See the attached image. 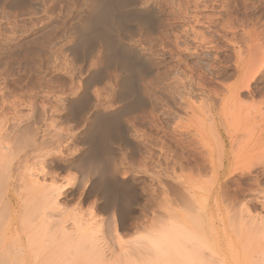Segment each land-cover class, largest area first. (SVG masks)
<instances>
[{"label":"rangeland","instance_id":"rangeland-1","mask_svg":"<svg viewBox=\"0 0 264 264\" xmlns=\"http://www.w3.org/2000/svg\"><path fill=\"white\" fill-rule=\"evenodd\" d=\"M65 1L47 0L45 3H47L48 7L46 6L45 8L46 9L45 15L39 14V9H34L35 8L34 7L32 8L33 11H31L32 9H30L29 12L27 11L28 14L30 12L32 13L33 16L31 18L29 17L31 13L29 14V16L24 15L28 18V19L26 18V20L23 17V15H21L22 12L19 13V11H11L8 10L7 8L0 7V122L2 123L0 125L1 159L3 158L6 160V158L4 157L6 155H7L6 157H9L11 155L9 154V152L6 153L8 148H13L14 150L17 149L15 150L16 153L14 152L16 155L12 153V157L15 156V158H11L13 162L9 158L7 161L9 160L10 161L7 164L5 160L2 161L4 163L0 161L2 164H4V165L0 164L1 166L0 170L3 169L4 166L7 168L6 165L10 164V162L13 165L14 162L16 163L18 161L20 162L21 166L23 165L24 163L22 159L23 157H21L18 152L21 151L23 155V152L26 150L25 148L19 150L18 147L24 145L26 149L28 148L27 146H29L30 143L28 141L29 138L31 137L30 132L33 131L34 121L38 116L39 111L42 108H46L49 111L53 109L58 110L60 107L62 108L61 104L58 103L59 102L58 100L60 99L61 96L62 97L69 96L68 94H70V97H75V95L79 93L81 90H82L81 91L82 94L84 93L83 96L85 97L84 98L85 100L82 99V104H84L85 102L88 103V109L86 108L87 109L86 113L82 116L81 119L82 128H84V125L87 122V117H88L87 115H89V113L94 108L99 107L98 109L101 110V112H110V111L113 112V110L115 111L119 107V104L116 101L114 94H116L115 92L120 89L119 88L120 86H118L120 72L117 71L115 72V70H113V68L110 67L109 68L105 67L106 69L105 68L101 69L102 67H104V63L101 58L102 54H104L103 50H101L102 47H100L99 45L98 47L97 43L95 42L96 44L95 45L93 42V44H90L91 51L89 48L90 45L88 46L89 49L87 48V51L89 50L88 51L89 53L87 51H83L82 48V52H83L82 54L80 50L81 49L80 45L78 46V44L76 48L77 50L79 49L80 52L77 51L76 55L70 53V51L68 50V48H70V46L72 47L75 43L74 30L76 25L72 21H74L76 15L72 16L74 18L73 20L71 18V15L73 14V12L74 14H78L79 11H77L78 8L77 9L73 8V11H71L72 10L71 7L70 10L67 11L69 9L68 8L69 6L65 7L66 5L65 3L68 4L69 2H67V0ZM133 1L140 3L139 5H137L139 6L138 8H140L139 9L140 12L138 15L141 16L143 15L142 17L144 19L146 18L147 21L152 15L153 17L152 20L149 19L148 22H150L151 25L153 24L152 29L154 27L155 28L152 30V32L149 35L146 34L145 30L143 31V29L140 28L134 30L132 29L133 32L128 33L130 35H128V37H126V39L124 40L125 44L128 46L130 50L126 52L125 48L123 47H121V49L120 47H117L118 49L116 48L118 52H121L119 50H122L121 52L122 55L129 54L127 55V57L130 56L131 57L130 59H132V61L137 62V63L135 62L136 64L143 65L142 67L141 66L140 67L143 71H145L144 78L142 77V79H140L138 78V76L132 75L133 77H131V79L133 78L134 82L132 80L131 83L129 82V85L131 86V87L129 86L130 91L132 92L129 95L131 96L134 92L133 97L136 94L137 99L139 100L141 99L140 102L143 104L144 107L137 112L124 114L122 115L123 117L121 116L122 119L121 118L119 119L120 120L119 126L121 127L120 130H122L121 132L122 138L121 137L119 139L116 138L117 143L114 144L115 146L113 145L114 146L113 151L116 152L114 164L117 163L116 165L118 166L119 169H121L120 174L124 173L122 176H126L125 178L127 179L129 178L128 180L130 181V184H132L131 189L134 192L133 196L135 195L134 197L132 196L133 200L132 197L131 200H129V202L130 201L131 202L129 203L127 209L128 210L127 215L129 216L127 221V227L120 235L119 239L122 244L118 241L120 243V245L118 246L120 247L121 245H125L122 247H127V246L130 247L129 245L132 246L131 243L133 241H136L138 237L142 238L141 235L147 236V234L149 235L155 234L151 232L152 229H154V227H156L157 229L156 231H154L155 230L154 229L153 230L154 232L159 231L162 222V217L166 213V209H167L166 206L169 205L167 201H166L167 203L164 201V196L161 195L162 194L161 192L163 190L161 187L162 185L160 184V180L162 181V179L164 178L163 176L165 175L176 176V177L178 176L180 177L179 178L180 182H182L183 177L185 179L186 178L185 176L190 175V171L193 170L192 174L195 176L197 174V170L199 169L200 173L202 175L204 174L202 178L205 179L204 176L207 177L204 180L205 182L196 184L194 187V190L196 191V195L198 196L195 203L198 206L200 207L203 206L204 197H206V194L209 190L214 191L216 189L219 190V192L221 191L219 193V198L221 199L220 200L221 203H226L232 197L235 198L233 200L238 205L239 204L238 200L241 199L249 200L248 198L251 199L252 197L253 200V202H251L252 204L246 200L243 202L244 203L246 202V206L248 204L247 208L248 209L250 208L248 212L252 210L249 213H251V215H253V218L256 219L258 217L257 215L262 214L261 213L263 211L262 207L264 206L263 205L264 165L260 166L261 163L264 164L263 161L264 134L259 136L257 135L258 133H260L259 130H261L262 128L261 124L264 121V99H263L264 98V57H262L263 54H259V52L261 53V50L264 49V0H138V1L133 0ZM77 2L79 3V1ZM68 5H71V2ZM77 5L79 6V4ZM169 6L171 9L169 8ZM147 8L148 11L146 10ZM85 10L86 8L84 9V7H82V14L85 12ZM24 12L23 14L27 13L26 11ZM67 12H70L71 15L70 14L67 15ZM147 13L148 14L150 13L149 18L145 17L148 16ZM64 14L69 17L64 16ZM144 14L146 15L144 16ZM62 15L66 17L69 21L68 20L64 21L65 18ZM58 16L61 19L58 18ZM35 18L37 21L35 20ZM55 18H58V22L56 21ZM50 19L52 21L53 20L55 21L52 22ZM59 19L60 21L61 20L63 21L59 22ZM47 20L50 21L52 25L50 22H48L50 23L48 24ZM46 24H48V26ZM60 26L62 29L59 28ZM44 41L46 43H44ZM40 43L42 45H40ZM37 45H39L40 48H38L39 46ZM51 45L52 47H50ZM131 50L132 52L130 54ZM84 53L85 56L84 57L82 56L81 59L80 58L81 54L84 55ZM71 55H73L74 57ZM76 56L78 59L76 58ZM73 58L75 60H78L79 64H81L82 62V66L86 65L85 70L88 71L87 72L85 71V74L84 73L82 74L80 73L81 71L79 72L78 69H75L76 66H77L76 68H78L79 64L77 63V61L75 62ZM257 59H260L258 60L259 66L258 67L256 66L253 69L251 67L253 66L252 63H255L254 66L257 65L258 61H256L257 63L254 62ZM262 59L263 61H261ZM97 60L100 61L98 62ZM139 60L141 61V63ZM260 61H261V65H260ZM73 65H75V67ZM151 65L153 68H155L154 70H152L153 68H151ZM72 69H74L73 70L74 72L72 71ZM250 69L252 70V72ZM247 70L250 72H248ZM77 71L79 72V74H77L78 73ZM245 71L246 73L247 72L248 73L246 74ZM82 72H84L83 69ZM243 72H244V78L240 79V76H242ZM75 73L77 76L75 75ZM93 73L94 74L96 73V77ZM87 74L88 75L91 74L89 75L90 77ZM93 75H94V79H93ZM98 76L100 77L97 78ZM79 77L82 78L79 79ZM158 78L159 79L161 78L160 81L157 80ZM170 78H172L173 80ZM84 79L85 81L88 79L87 81L89 82V83L87 82L86 86L84 85L83 82ZM117 79L118 81H116ZM182 82L185 84H183ZM148 83L149 84L151 83L152 86L147 87L149 85ZM180 84L182 86H180ZM186 85L188 86V88ZM78 87H80L81 89H79ZM151 87L154 88L155 91L161 90L163 96L166 99L168 98L171 99L172 103L173 104L175 103L174 104L175 106H180V109L181 110L183 109V111H185L184 113L180 114L181 115L180 119L177 117L176 115L177 113L171 110V105H169V103L164 102L162 98H160L163 96L159 97L157 93H154L151 90ZM159 87L162 88L163 91ZM165 88L168 90L166 93V95L168 94V96H166L164 93L166 92L164 91ZM228 90L231 92L236 91V93L234 92L235 96L229 94L230 97L228 98V93H227ZM66 91L67 93L68 92L69 93L67 94ZM59 93H61L62 95ZM63 93L66 95H64ZM57 94L59 95L57 96ZM138 94L140 95V97H138L139 96ZM51 95L53 97H51ZM54 96H56L57 98L56 97L54 98ZM136 96L134 98H136ZM165 98L163 99L165 100ZM83 100L85 102H83ZM92 104L95 106L94 108ZM57 105L58 107H56ZM39 106H41L42 108ZM220 106H223L224 108L222 111L221 122L223 123L224 126L227 127L230 134L232 135L234 134L233 138L229 139L230 144L233 145L236 142V144L234 145L235 147H233V149H235L234 151L235 157L233 156L232 161L237 163L238 165H240L242 162L246 163V164L245 163L241 164L242 169L244 168L243 170H240L234 173L233 175H231L229 178H227L228 182L224 181L223 183H221L220 184L221 187L218 184L216 185L212 180H210V178H209L210 182H207L209 176L207 175V173L210 174L209 173L210 171L207 168L208 163L205 162V160H203L205 159L203 156H205L208 147L210 146L209 148H215V146H217L218 143V138H217L218 136L216 130L214 127H212L213 123L209 121L210 120L212 121V116L210 118L212 111H214L216 107L219 109ZM251 106L254 108L253 112L252 109H250ZM204 110L207 112H204ZM191 112L193 115L196 116L193 117L192 115L191 117L193 118L188 117L191 115ZM258 112L263 114L261 115L262 119H260L261 116L259 115ZM204 113H206V115ZM207 113L209 114L207 115ZM213 114H215V111L213 112ZM186 117H188L190 120L186 119ZM12 119H14L15 121ZM198 119H200L201 122ZM221 122L218 127L219 129L221 128ZM6 123H8L6 127H9L11 126V124L15 123V124H19V126L22 127H24V125L25 126L29 125L30 128L29 131L25 132L27 135L23 134L21 138H19L20 136L17 138L19 131L18 132L16 131L15 133L10 132L9 135L8 134L9 130L5 129ZM23 123L24 125H22ZM209 123L210 124L212 123V126ZM238 123H239V127H237ZM259 124L261 128L259 127ZM251 126L253 130H251L250 128ZM50 127L51 125L49 126V128ZM236 127L237 129H235ZM65 128L66 126H61L60 132L62 133V131ZM21 129L23 130L24 128ZM5 130L8 132H6ZM4 131L7 134V136L5 135L6 137L3 136L5 134ZM210 131L211 133H209ZM252 131L254 133H252V135L248 137V135L251 134L250 132ZM20 132L21 134L24 133L22 131ZM28 132L30 133V137L28 136L29 134ZM64 132L65 130L63 131V133ZM244 132H249V134L246 133L247 138ZM241 133H243L245 137ZM241 136L243 138H241ZM8 137H12V138H8ZM15 137L16 140L14 139ZM237 137H239L238 138L239 140L237 139ZM248 138L249 139L251 138V141L250 140L248 141ZM19 139L22 140V142ZM244 140L246 141L245 144H244ZM16 141L18 143L20 141L19 145L20 144L22 145L19 146ZM237 142H239V144ZM6 143L9 144L7 145ZM12 143L16 145L14 146ZM237 144L238 146L236 149ZM243 144L245 147L243 146ZM243 147L244 149L242 150ZM75 148L78 149L79 147L77 148L76 146ZM13 149L12 150L9 149L8 151H14ZM70 149L72 150V152ZM67 150L63 148V154H66L68 152L67 153L68 155L69 154L72 155L75 152V149L73 147L72 148L70 147L69 151ZM144 150H147L152 154L153 160H147V161L143 160L144 154L142 152H144ZM2 151L6 153L4 154V157ZM16 156H19V159H16L17 158ZM255 160L262 162L261 163L258 161L255 162ZM254 164H256L257 166L256 165L254 166ZM252 165L254 167H252ZM82 167H83L82 170H85L84 169L85 167L84 166ZM68 171H66L67 173H64L63 171L62 172L59 171L58 174L61 175L58 176L59 180L63 177L65 178L68 175V173H70L72 176H77V174H79L78 169L75 168L69 169ZM65 174L67 175L64 176ZM70 174L69 176H71ZM0 175L4 176L5 174H0ZM156 175H158L157 179L159 181L156 180ZM1 177L2 176H0V178ZM46 181L48 180L46 179ZM58 182H62V181L60 180ZM174 184L175 186H177L179 190H181L182 184H177L176 182ZM20 191L22 192V190ZM253 192L255 195L253 194ZM24 193H22L23 195L20 194L22 195V198L23 196H26V193L25 195ZM256 195L260 197V198L258 197L259 199L262 198L261 202L259 201ZM255 196L258 200L255 199ZM71 197L69 195L68 198L65 196L64 197L65 199L63 200L60 199V201H62L61 202L62 205L65 203L64 208L67 209V210L65 209V215H70V214L73 215L74 213H76L75 209L77 210L78 207L79 209L77 210L78 216H81L82 214L87 218L89 214H92V216L96 221L101 222L100 226L102 230L106 228L107 225L106 223H108L111 220L112 217L111 215L114 214L113 215L114 219L117 218V213L115 208H113V210L109 208L111 212H109L110 211L109 209L98 210L99 211L98 212L96 211V209L94 208L92 209L91 205L89 206V203L84 202L82 204L80 202V205H78V201L74 199L73 195ZM224 198L227 199V200L225 199L226 200L225 202H223ZM232 198L230 199L231 201H233ZM231 201H229V203ZM258 201L263 206H261L259 203H256ZM240 202L242 203V201ZM254 202L256 204H254ZM258 206L260 209L258 208ZM192 207L195 206L189 205L188 210L191 211L190 209H192ZM193 209L191 211L192 213L189 212L186 215H190L191 213L194 214L195 217H197L199 214H201V212L199 211L201 210V208L199 207L197 208V210L199 209L198 210L199 212L196 211V209L195 210ZM234 209H235L234 211L235 215L237 214L240 216L241 212L238 213L239 208L238 207L233 208V210ZM71 211L74 212L72 213ZM228 211L229 213L231 212L230 213L231 215L233 214L232 209L224 211L223 207L218 211L216 210L212 211V214L215 216V217L213 216L215 219L216 216L219 217V215L220 218L218 219L217 217L218 220H220L221 218L226 219L225 217L228 216L226 212ZM244 213L248 214L247 212ZM254 213L256 214L257 217L254 216L255 215ZM0 214L2 213L0 212ZM230 214L229 217H227L228 219L231 216ZM136 215L138 216L136 217ZM151 215H153L154 217H151ZM259 217H261V215ZM262 217L264 218V212L262 214ZM258 218L256 219L255 223L258 221ZM261 219L262 218H259L260 224L262 223ZM231 220L233 219L231 218ZM232 222L233 221L229 222L230 226ZM140 223H142L143 225ZM146 223L147 224L152 223V224L147 225ZM249 223H253V222H249ZM255 223L254 226L252 224L251 225L248 224L247 225L248 227L246 226L247 229L249 227L251 229L252 227L256 229L255 227H257L256 226L257 223L256 224ZM262 224H264V220ZM137 225L140 226L138 227ZM147 226H149L151 229ZM230 226L229 228H232ZM260 229H262V231L264 232V228H260V226L258 225L255 233L259 231L260 232L258 235L254 233L256 235V238L254 237L253 233H251L253 235L252 236L248 232L249 237L248 236L246 237V239H248V243L247 242L245 243L249 244L250 242V245H253L255 243L254 242L255 240L257 242V245L255 246H258L259 249H260L259 247L260 245L264 246V244H260V243L258 244V241L261 242L264 239L263 232H262L263 234L261 235V237L263 236V239L261 240V238L259 237L261 234ZM249 230L250 229H248V231ZM245 231L243 236L246 233ZM17 232L18 233L16 232H14V234L12 233L10 237L16 238L18 237V235L20 236V234H22L20 230H18ZM230 234L234 236L232 232ZM250 235L251 237H254V239L251 238L252 242L250 241ZM259 238L260 240H256ZM246 239L245 241H247ZM241 242L239 243V249L241 247L240 244L244 243V239H243V243ZM255 246L253 245L255 249L252 246H250L249 249L248 246L249 249L248 250L245 249L242 245V247L245 250H243V248L241 247L242 249H240V251L243 250V252L244 251L246 252L248 250L247 251L248 254L247 252L245 253L246 257L247 256L252 257L254 255L252 253L253 250L256 253V250L261 252L264 249L261 248L262 250H258L256 249ZM251 249L252 251L250 252ZM12 250L15 251V249L14 248L12 249V247L8 251L7 250L4 251V254L7 255L5 256L6 259L3 258L5 264H7L8 262L7 258H12V257L14 258V256L15 259H13V262L8 264H13L14 261H17V263L15 264H19L18 258L16 259L17 253L16 255H14L15 252ZM6 252L7 253L11 252V253L7 254ZM243 252L241 253V255L243 254ZM249 252L251 253V255H249L250 254ZM245 254H243V258ZM255 257H257V255ZM258 259L259 258L257 257L255 260L257 261ZM2 261H0V263H2ZM253 263L251 262L250 264Z\"/></svg>","mask_w":264,"mask_h":264},{"label":"bare ground","instance_id":"bare-ground-1","mask_svg":"<svg viewBox=\"0 0 264 264\" xmlns=\"http://www.w3.org/2000/svg\"><path fill=\"white\" fill-rule=\"evenodd\" d=\"M46 1L45 0H0V7L7 8L8 10H11V11H19V13L22 12L21 15H23V17L26 20V18H27L26 16H29V14L31 13L30 12L28 14L29 10L34 8V7H35L34 9H39V14L45 15V13H46L45 8H46V6L48 7L47 3H45ZM63 1H65V0H63ZM77 1H79V3ZM77 1L67 0V2H69L68 4H70V2H71V5H68L67 3H65L67 5V6L65 5V7L69 6L68 7L69 9L67 11L70 10V7L72 8L71 11H73V8H76V9L78 8L77 11H79L78 14H74V12H73L72 15L70 12H67V15L68 14L71 15L72 20L74 19L72 16L76 15L74 21L71 20L76 25L75 30H74L75 43L72 47L70 46V48H68V50L70 51V53L76 55L77 51H79V49L77 50V48H76L77 44H78V46L80 45V48H81L80 50L82 52V48H83V51H87L88 46L90 44H93V42H94V44L96 42L97 46L99 45L100 47H102L101 50H103L104 54H102L101 58H102V61L104 63V67H102L101 69H103L105 67L106 68L110 67V68H113V70H115V72L116 71L120 72L119 73L120 74L119 81H118V79L116 80L119 82L118 86H120L119 87L120 89L118 88L119 90H117L115 92L116 94H114L115 99L119 104V107L115 111L113 110V112H111V111L110 112H101V110L98 109L99 107L94 108L95 106L92 104L94 109L89 113V115H87L88 116L87 122L84 125V128H82V125H81L82 120L81 119H82V116L86 113V110L88 109V103H86L84 101L85 97L83 96L84 93L82 94V92H81L82 90L80 91L81 93L80 92L77 93L75 95V97H70V94H68L69 92L67 93V91H66V93L69 96H64V97L59 96L60 99L58 100L59 101L58 103L61 104V106H62V108L60 107L61 110H60V108L58 109L59 111L56 109L49 111L46 108H42L41 106H39L42 109L40 108L41 110L39 111L38 116L36 115L37 116L36 119L34 118L35 119L34 128H33V131L30 132L31 137H30V133L28 132L29 133L28 136L30 137L29 141H28L30 143H29V146H27L28 148L26 149V147L22 144H20V145H22L23 147L19 145L20 141L22 142V140L19 139L20 140L19 143L16 141L18 143V145L20 146V147H18L19 150H21L22 148H25V150H26L23 152V155H22L21 151L18 152L19 155L21 157H23L22 159H23L24 163L21 162V163H23V165L21 166L20 162L15 160L17 162L16 163L14 162L13 165L11 164V162H10V164L6 165L8 169L4 166L5 169L2 167L3 169L0 170V174H5L4 176L0 175V176H2L0 178V204H1L0 212L2 213V214H0V247H1L0 250L2 249L0 251V261H2L3 258L6 259L5 256H7V255L4 254V251L5 250L8 251L12 247V249L13 248L15 249V251L12 250L15 252L14 255H16V253H17L16 259L18 258L19 264H79V263L80 264H250L251 262L252 263L254 262L253 264H264V249H263L264 246L262 245L263 246L262 247L260 245L259 246L260 249H259L258 246H255V245H257V242L255 240H254V242L256 244L254 243L253 245L256 247V249H258V250L263 249V250L261 252L256 250V253H255V251L254 250L252 251V249H251L250 252L252 251V253L255 256L257 255V257L259 259L256 261L255 259L257 257H255L254 255H253L254 257L253 256L252 257L251 256L246 257V254H245L250 249V246L253 247V245H250V242H249V244L245 243V242L248 243V239H246V237L251 233L254 234L258 225L260 226V228H264L263 227L264 224H262L263 220H264V218L262 217V214L264 212V206H263L264 202L262 201L263 205L259 203V201L261 202L262 198L259 199L260 197L256 195L257 198L259 197L258 198L259 201L256 203H259L261 206H263L262 207L263 211L260 210V211H262L261 212L262 214H260L261 217H259L260 215H257L259 218L263 219V220L261 219L262 223L261 224L259 223L260 220L256 216V214H255L256 212L254 211L255 212L254 216L258 218V221L256 222L257 227H255L256 229H254V227H252V229L249 227L248 229H250L251 231L250 230L248 231L247 225L252 224L254 226V223H255L257 218L256 219L253 218V215H251V213H249L252 210L248 212V210L250 208L248 209L247 208L248 204L246 206V202L245 203L243 202L246 199L245 200H243V199L238 200V198H237L238 203H239L237 205V203L233 200L235 198L231 197L233 200V201H231L230 200L231 198L229 199L227 197L229 200L226 203H228V204L221 203L220 202L221 199L219 198V193L221 191L219 192V190L215 189L214 191L209 190L207 192L206 197H204V203L202 202L203 203L202 207L198 206L195 203L198 196L196 195V191L194 190V187L196 184H199L201 182L202 183L205 182L204 180L207 177V176H204L205 179H203L202 176L204 174L202 175L200 173L199 169L197 170V174L195 176L192 174L193 170L190 171V175L185 176L186 177L185 179L183 177L184 180L182 179V182H180V179H179L180 177H178V176L176 177V176L165 175V176H163L164 177L163 179L161 177L162 181L160 180V184L162 185L161 187L163 190L161 192L162 193L161 195L164 196V201L165 202L167 201L169 203V205L166 204L167 202L165 203L167 205L166 206L167 209H166V213L162 217V222H161V226H160L159 231L154 232L157 230L156 227H154L155 230L152 229L151 232H153L155 234H153V235L151 233H150L151 235L147 234V236L149 235L148 237L141 235L142 238L138 237L136 239V241H133L131 243L132 246L129 245L130 247H128V246L122 247L125 245H121L120 247L118 246L121 243L120 239H119L120 235L127 227V221L129 218V216L127 215V211H128L127 209H128L129 203L131 202V201L129 202V200H131V197L133 196L134 192L131 189L132 184H130V181L128 180L129 178L127 179V178H125L126 176H122L124 173L120 174L121 169L118 168V166L116 165L117 163L114 164L116 152L113 151V147L115 146L114 144L117 143L116 138L119 139L122 135V133H121L122 130H120L121 127L119 126V124H120L119 119L121 118V116L124 114L137 112L144 107L143 104L140 102L141 99L140 100L137 99L136 94H135L136 98H134L135 96L133 97L134 92L131 96L129 95L130 93H132L130 91L131 86L129 85V82L131 83V80L133 81V78L131 79V77H133L132 75L138 76V78H140V79H142V77L144 78L145 77V71H143L141 69V67L143 65L140 64L141 63L140 60H139L140 65H138V64H136L137 63L136 61H135L136 62L135 63L134 61H132V59H130L131 58L130 56L127 57V55H129V54H127V55L125 54L126 56L122 55L121 54L122 50H119L121 52H118L116 50V48L120 47V49H121V47H123V48H125L126 52L130 50L128 48V46L125 44L124 40L126 39V37H128V35H130L128 33L133 32L132 29L133 30L138 29V28L143 29V31L145 30L146 34L149 35L155 27L152 29L153 24L151 25L150 22H148L149 19L152 20V18H153L152 15H151V17L149 16L150 13L149 14L147 13L148 16H145L146 14H144L145 17H148V18L150 17L148 19V21L146 20V18L144 19L142 17L143 15L142 16L138 15L140 12V10H139L140 8H138L139 6H137V5L140 4L139 2L137 3V2H134L133 0H77ZM135 1H138V0H135ZM77 4H79V6ZM171 6H172V4H171ZM82 7H84V9L86 8V10L83 14H82ZM169 8H170V6H169ZM146 10L148 11V8ZM24 11H26V12L28 11V12L26 14H23ZM31 11H33V9ZM47 11H48V9H47ZM77 11H75V12H77ZM65 12H66V10H65ZM36 14H37V12H36ZM24 15H26V16H24ZM67 15L64 14V16H67ZM32 16L33 15L31 13V15L29 17L31 18ZM59 16H58V18H60ZM67 17H69V16H67ZM24 18H23V20H24ZM58 18H55L57 22H58ZM64 18H63L64 21L68 20L66 17H64ZM60 19H59V22H62L63 20L60 21ZM154 19H155V16H154ZM35 20H36V18H35ZM53 21H55V20H53ZM48 22H50V21L47 20V23ZM72 22H70V23H72ZM34 23H36V22H34ZM50 23H48V24H50ZM48 24H46V25L48 26ZM51 25H52V23H51ZM61 26L59 28H61ZM159 33H161V32H159ZM56 37H57V35H56ZM45 41H47V40H45ZM45 41H44V43H46ZM54 44H55V42H54ZM40 45H42V44L40 43ZM37 46H39V45H37ZM37 46H35V47H37ZM44 46H45V44H44ZM44 46H42V47H44ZM50 47H52V45ZM67 47H66V49H67ZM38 48H40V46ZM89 48L91 51V45ZM131 52H132V50L130 51V54H131ZM82 54H83V52H82ZM82 54H81V57L79 54V57L81 59H82V56L83 57L85 56V53H84V55H82ZM259 54H263L262 57H264V49L261 50V53L259 52ZM133 55H131V56H133ZM71 56H73V55H71ZM134 57H137V56H134ZM76 58H77V56H76ZM134 59H136V58H134ZM137 59H139V58H137ZM258 60H260V59H257L254 62H256ZM76 61L78 63V60H75V62ZM261 61H263V59ZM261 61H260V65H261ZM100 63H102V62H100ZM252 64L254 66L255 63H252ZM73 66L75 67V65H73ZM85 66H82V62H81V64L78 65V68H76L77 67L76 66L75 69H78L79 72L81 71L80 73L85 74V71H86ZM253 66H251L253 69L256 66L258 67L259 61H258L257 65H255L254 67ZM151 68H153L152 65H151ZM82 69L84 70V72H82ZM154 69L155 68H153L152 70H154ZM67 70H69V69H67ZM73 70L74 69H72V71ZM79 72L77 74H79ZM248 72H250V71H248ZM251 72H252V70H251ZM153 73H155V72H153ZM245 73H246V71H245ZM75 75H76V73H75ZM89 75H91V74H89ZM94 75L96 77V73ZM94 75H93V79H94ZM99 75H101V74H99ZM99 77L100 76H98L97 78H99ZM81 78L79 77V79H81ZM172 78H170V79H172ZM241 78H244V72H243L242 76H240V79ZM160 79L158 78L157 80L160 81ZM75 80H77V79H75ZM87 80L86 81H85V79L83 80L85 86L87 85V82H88ZM139 80H137V81H139ZM181 81H184V80H181ZM161 82H162V80H161ZM132 84H134V83H132ZM150 84L147 87L152 86V84L151 85ZM153 84H154V82H153ZM183 84H185V83H183ZM77 85H78V83H77ZM180 86H182V85L180 84ZM189 87H190V85H189ZM191 87H192V85H191ZM78 88L81 89L80 87H78ZM187 88H188V86H187ZM160 89H162V88H160ZM83 90H84V88H83ZM131 90H133V89H131ZM151 90L154 93H157L159 95V97L163 96V93L161 92V90L155 91V89L152 87H151ZM162 91H163V89H162ZM164 91H166V92H164L166 95L168 90L165 88ZM76 92H78V91H76ZM234 92L236 93V91L231 92L228 90L227 91L228 98L230 97V95L235 96ZM59 94H61V93H59ZM59 94H57V96ZM64 95H66V94H64ZM166 96H168V94ZM208 96H210V95H208ZM51 97H53V96L51 95ZM55 97L56 96H54V98ZM138 97H140V95ZM160 98H162V100L164 102L169 103V105H171V110H173L175 113H177L176 115L180 119V116H181L180 114L184 113L185 111H183V109L181 110L180 106H175L174 105L175 103L173 104L171 99H169V98L166 99L164 96L160 97ZM163 98H165V100ZM82 99H84L83 102H85L86 104L85 103L82 104ZM54 105H56V104H54ZM31 106H33V105H31ZM212 106H213V103H212ZM56 107H58V105ZM261 107H262V105H261ZM216 108H215V110L213 109L215 111V114H213L214 111H212V114L210 113L211 114L210 118L212 116V121L210 120L209 122H212L213 126H212V123L211 124L209 123V124L212 127H214L216 130V133L218 136L217 137L218 143H217V146H215V148H209L210 147L209 146L207 149V146H208L207 145L206 146V149H207L206 154H205V156L202 155L205 159H203V158L202 159L208 163L207 168L209 169V171H210L209 173L211 174L210 175L207 173V175H209L207 182H210V180H212L216 185L217 184L220 185L224 181L228 182L227 178H229L234 173H236L240 170H243L244 168L242 169L241 164L245 163V162H242L241 164L239 163L240 165H238L237 163L232 161L233 156L235 155V153H234L235 149H233V147H235L234 145L236 144V142L232 145V144H230L229 139L233 138L234 134L233 135L230 134L227 127L224 126L223 123L221 122L222 111L224 109L223 106H220L219 109L218 108L216 109ZM250 109H252V112H253L254 108L252 106L250 107ZM205 110H204V112H207ZM258 111H260V110H258ZM36 114H37V112H36ZM204 114L206 115V113H204ZM208 114L209 113H207V115ZM227 114H228V112H227ZM192 115L193 114L191 112V115L188 117L193 118L194 116H196V115H193V117H191ZM259 115L261 116L263 114L259 113ZM14 116H15V114H14ZM250 116H251V113H250ZM188 117H186V119H189ZM204 118H206V117H204ZM260 119H262V116ZM12 120H14V119H12ZM28 120H26V121H28ZM198 120L200 121V119H198ZM220 122H221V128L219 129L218 127L220 125ZM242 122H244V121H242ZM9 123H10V121H9ZM15 123L11 124V126H9V127H6V125L8 124V123H6L5 129L9 130V133H8L9 135H10V132L15 133L16 131L17 132L19 131V134L17 133L18 134L17 138L19 136H20L19 138H21L23 134H26L25 132L29 131L30 127H29V125L25 126L24 123L22 124V125H24V127L19 126V124H15ZM1 124L2 123L0 122V125ZM26 124H28V123H26ZM32 125H33V123H32ZM50 125H51V127L49 128ZM261 125H262L261 126L262 128L260 127V124H259V127L261 128V130H259L260 133L257 134L258 136L264 134V121L262 122ZM61 126H66V128H67V130H66V128L64 129L65 130L64 133H63L64 130L62 131V133L60 132ZM252 126L250 127L251 130H253ZM256 126H258V125H256ZM237 127H239V123H238ZM237 127L235 129H237ZM21 128H24V129L22 130ZM255 128H257V127H255ZM242 129H245V128H242ZM20 131H22L24 133L21 134ZM6 132H8V131H6ZM6 132H5V134L2 132L4 135L3 134H1V135L7 136ZM254 132H255V130H254ZM254 132L253 131L250 132L251 134H249V132H244V133H245V136L247 134H249L248 135V137H249ZM209 133H211V131ZM241 134L243 135V133H241ZM8 138H12V137H8ZM238 138L239 137H237V139ZM241 138H243V137L241 136ZM246 138H247V136H246ZM251 138L250 139L248 138V141L249 140L251 141ZM14 139L16 140V137ZM232 140H234V139H232ZM14 141H13V143H14ZM214 141H216V140H214ZM235 141H236V139H235ZM118 142H119V140H118ZM245 142L246 141L244 140V144H245ZM237 143L239 144V142H237ZM6 144L8 145L9 143H6ZM238 144L236 145V149H237ZM244 144H243V146H244ZM76 146H77V148L78 147L79 148L76 149L75 148ZM255 146H256V144H255ZM70 147L71 148L73 147L75 149V152L72 155L71 154L68 155L67 154L68 152L66 154H63V148L66 150L68 149L67 151H69ZM244 147L242 148V150L244 149ZM9 149L12 150L13 148H8L7 152H6V153L9 152V154H11L10 155L11 157L9 156V154H8L9 157H6L7 155L4 157V154H6V153L3 151H2L3 157L6 158V160L3 158L1 159V157H0V161L2 162L5 160L6 164L10 160H12L11 158H15L14 154L16 153L15 150H17V149H15V150L13 149L14 151H8ZM242 150H240V151H242ZM31 152L33 153V155ZM64 152H65V150H64ZM71 152H72V150H71ZM12 153H14L13 154L14 157H12ZM18 153H17V155H18ZM142 153L144 154V157H143L144 161L153 160L152 154L149 151L144 150V152H142ZM203 154H204V152H203ZM1 156H2V154H1ZM16 157H17L16 159H19V156H16ZM8 158L10 159L9 161H7ZM257 161L255 160V162H257ZM1 162H0V164L4 165V164H2L4 162H2V163ZM12 162H13V160H12ZM258 162L261 163L262 161H258ZM255 165L256 164H254V166ZM261 165L263 166L264 164L261 163L260 166ZM82 166L85 167L84 168L85 170H82L83 169ZM254 166L252 165V167H254ZM246 167H247V165H246ZM0 168H1V166H0ZM73 168L78 169L79 174H77V176H72L70 173H68V175L67 174L64 175V176L67 175L65 178L62 176L63 178L60 179L62 182H58V181H60L58 178V176L60 175V174H58L59 171H61V172L63 171L64 173H67L66 171H68L69 169H73ZM3 172H5V173H3ZM121 172H123V171H121ZM69 174L71 176H69ZM73 175H76V174H73ZM119 176L121 179L119 178ZM157 176L158 175H156V180L159 181L157 179L158 178ZM154 178H155V176H154ZM209 178H210V180H209ZM46 179L48 181H46ZM159 179H160V176H159ZM175 182L177 184H182L181 190H179L177 188V186H175V184H174ZM257 184H258V182H257ZM220 187H221V185H220ZM251 188H253V187H251ZM20 190H22V192ZM67 191H68V193H67ZM24 192L26 193V196H23V198H22V195H23L22 193H24ZM25 193H24V195H25ZM249 193H251V192H249ZM20 194H22V195H20ZM253 194H254V192H253ZM69 195H70V197L73 195L74 199L78 201V205H80V202L82 204L84 202H86V203H89V206L91 205L92 209L93 208L96 209V211L103 210V209H109V208H111L113 210V208H115L116 213H117V218L114 219V216H113L114 214L111 215L112 216L111 220L109 222L107 221L108 223H106L107 224L106 228L102 230V228L100 226L101 222L96 221L94 219V217L92 216V214H89V216L87 218L82 214H81V216H78L77 215V210H79L78 207H77V210L75 209L76 213H74L73 215L72 214L65 215V209H66V208H64L65 203L62 205V203H61L62 201H60V199H62L63 196L64 197L66 196L68 198ZM251 196H252V194H251ZM256 196H255V199H257ZM64 197H63V199H65ZM133 197H132V200H133ZM225 199L226 198L223 199L224 200L223 202H225L227 200V199L226 200ZM248 199L249 200H246V201H248L250 203L253 202L252 197H251V199L250 198H248ZM229 201H231V202L229 203ZM240 201H242V203ZM193 203H195V204H193ZM250 203H249V205H250ZM256 203L254 202V204H256ZM189 205L195 206V207H192V209L195 208L196 211L199 210V209L197 210L198 207L201 208V210H199L201 212V214H199L197 217H195L194 214H191L192 209L189 208L191 211L188 210ZM196 205H197V208H196ZM259 206H258V208H259ZM222 207H223L224 211L232 209V213H233L232 215L230 214L231 212L230 213H229V211L226 212L228 215L227 217H229V214L231 215L229 219L227 217H225L227 219V221L224 218H221L220 220H218L220 218V215H219V217L216 216V219H215L214 218L215 216L212 214V211H215V210L218 211ZM237 207L239 208L238 213L241 212L240 216L237 214L235 215V212H234L235 209L233 210V208H237ZM130 209H131V207H130ZM195 209H193V210H195ZM236 211H237V209H236ZM91 212H92V210H91ZM109 212H111V210ZM189 212H191L190 215H186ZM195 212H193V213H195ZM244 212H247L248 214H246ZM79 213H80V211H79ZM144 213H145V211H144ZM140 214H143V213H140ZM258 214H259V212H258ZM129 215H131V214H129ZM196 215H197V213H196ZM137 216L138 215H136V217ZM151 217H154V216L151 215ZM217 217H218V219H217ZM231 218L233 220H231ZM230 221H233L231 226L229 225ZM249 222H253V223H249ZM140 224H142V223H140ZM149 224H147V225H149ZM229 226L232 228H229ZM147 227H149V226H147ZM253 229H254V232H253ZM18 230H20L22 234H20V236L18 235V237H16V238H11L10 237L11 234L12 233L14 234V232L18 233L17 232ZM245 230H247V231H245ZM260 230H261V234L259 237L262 240L263 236L261 237V235L264 232L262 231V229H260ZM244 231L246 232L244 235L245 238L243 236ZM231 232L234 234V236H232L230 234ZM248 232H249V234H248ZM259 232L255 233V234L258 235ZM255 234H254V237L256 238ZM251 235H250V241L252 242V239H254V237H251ZM257 238H258V236H257ZM260 238L256 239V240H260ZM243 239H244V243H243ZM245 239L247 241H245ZM262 241L261 242L258 241V244L259 243L264 244V241H263V243H262ZM240 242L243 243V244H240L241 247L243 245V247L245 249H248V246H249V249L246 252L245 251L243 252V250H245L243 247H242L243 250L240 251V249H242L241 247L239 249V243ZM244 244H246L247 246ZM116 247L119 249H117ZM242 252H243V254H245L244 258H243V254L241 255ZM9 253H11V252H9ZM9 253H7V254H9ZM247 254H248V252H247ZM249 255H251V253ZM251 258H254V259H251ZM13 259H15V256H14V258L13 257L7 258V261H8V262L6 261L7 264L12 263ZM249 261H250V263H249ZM4 262L5 261L3 260L2 263H0V264H5ZM15 263H17V261H14L13 264H15Z\"/></svg>","mask_w":264,"mask_h":264}]
</instances>
